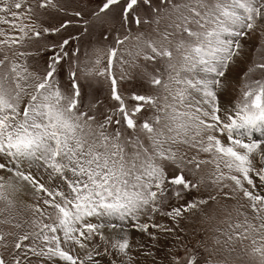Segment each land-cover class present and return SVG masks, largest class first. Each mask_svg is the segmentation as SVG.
Segmentation results:
<instances>
[{"label":"rangeland","instance_id":"1","mask_svg":"<svg viewBox=\"0 0 264 264\" xmlns=\"http://www.w3.org/2000/svg\"><path fill=\"white\" fill-rule=\"evenodd\" d=\"M263 119L264 0H0V264H264Z\"/></svg>","mask_w":264,"mask_h":264},{"label":"bare ground","instance_id":"2","mask_svg":"<svg viewBox=\"0 0 264 264\" xmlns=\"http://www.w3.org/2000/svg\"><path fill=\"white\" fill-rule=\"evenodd\" d=\"M220 76L221 75H218V78H215L214 86L217 88L218 86L215 84L218 83ZM248 124L249 127L253 128L257 126L254 124V122H249ZM262 126L263 128L261 129V131L264 132V124ZM19 149L20 150L16 149L8 151L7 160L10 167H6V171H4V174L2 175V183L7 187H13L19 191H26L29 189L36 191L38 187L35 186V184H33L31 181L26 179L27 177H35V174H33L32 169L28 167V165L42 161V154L40 151L36 150L38 148H36L35 146H24ZM22 173L26 174L27 176L23 175ZM22 176H24L25 178ZM112 226H100L99 233L104 236L115 235L118 229H115V227Z\"/></svg>","mask_w":264,"mask_h":264}]
</instances>
